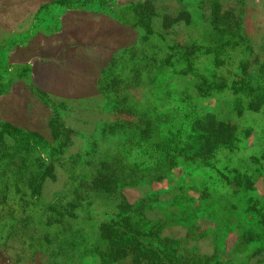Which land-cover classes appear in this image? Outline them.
Instances as JSON below:
<instances>
[{
  "label": "rangeland",
  "instance_id": "obj_1",
  "mask_svg": "<svg viewBox=\"0 0 264 264\" xmlns=\"http://www.w3.org/2000/svg\"><path fill=\"white\" fill-rule=\"evenodd\" d=\"M235 21L248 56L220 47ZM245 59H264V0H0V120L36 138L46 160L0 143V264H187L195 243L203 264H264V237L234 244L238 223L264 232V155L251 139L203 154L180 119L175 141L147 129L158 110L211 117ZM153 141L177 160L160 183L182 185L160 202L180 213L162 230L177 246L138 233L132 249L109 251L105 225L119 211L129 223L125 208L158 184L117 186L131 165H149Z\"/></svg>",
  "mask_w": 264,
  "mask_h": 264
},
{
  "label": "trees",
  "instance_id": "obj_2",
  "mask_svg": "<svg viewBox=\"0 0 264 264\" xmlns=\"http://www.w3.org/2000/svg\"><path fill=\"white\" fill-rule=\"evenodd\" d=\"M153 10H155V8H153ZM153 10L152 12L155 13ZM231 28V37L224 39L220 47L222 48L223 45L231 49L240 47L245 55L248 56V54H251V50H249L251 48L248 43L249 41H247V39L244 38V35L240 32L242 29L239 28L238 22L235 21V26ZM227 61L230 62V58L227 59ZM229 62L227 63L229 65H226L227 67H231V63ZM246 62V59L245 61H239L237 67L231 74V79L225 83L226 87H223L227 88L228 91L226 93L228 95H221L219 100L215 101L211 117L203 115H192L191 117H188L186 113H180V111L176 109L158 110L151 116L152 122H150L147 129L151 131V133L154 132L152 129H157L159 132L163 133L167 139L175 141L176 137L181 136V132L179 131L180 127H176L177 119H180L181 123L184 121L185 125L188 126L187 131H185L186 135L189 134V131L193 132L191 133L192 137L189 135L187 138L191 137V143L194 145L195 142L197 151L202 152L203 154L219 148H227L234 152V150L238 148L240 149V144H243L242 146H244V144L246 145L245 141L251 139L250 142L253 144L250 143L249 146L264 155V59L263 61L254 62L250 65ZM231 70L232 69H229V71ZM152 109L155 110L156 108L153 106ZM253 113L255 114V118L252 119L253 125L246 126L244 121H246L248 115ZM186 118H189V121L185 122ZM123 124L124 122L119 121L117 125L118 128H120L119 132L122 130L121 127ZM199 130H203V132ZM247 131L250 132L248 133ZM197 132H200L199 135H194V133L196 134ZM0 134L1 138H5L6 140L5 142H2L1 140V145L21 147L30 152L33 150L37 151V159L40 162L45 163L46 160L44 158L42 159L40 152V142L32 135L26 134L1 120ZM4 134H6V136H4ZM127 137H129L130 140L133 138L135 139V141H133L136 144L135 146H141V137L138 138L135 135H128ZM149 137H151V135H149ZM185 140L183 141L185 142ZM8 141L10 143H6ZM180 141L183 143L182 139H180ZM148 148H151V151L154 152V156L151 157L152 161L149 165L143 167L137 165L135 168L131 165L127 173H124L125 175L119 174L117 176V186L132 187L144 184L146 186H149L150 184L152 185L153 183L158 184H156V187L154 188L148 187L142 192L135 205L127 206L125 208L126 212L131 214V218L127 217L130 219L129 223L125 224L121 222L122 219L126 217L119 211L116 214L114 213V215L119 214L118 219H120L116 222H110L105 225V230L109 236L106 239L107 241L105 244L109 251H112L113 249H132L135 244L134 237L138 233L144 236V240L148 244H164L168 249L177 246V241L172 236L162 234V230L166 226L175 224L180 218V213H176L172 207H165L164 211H162V204L160 203L163 200L161 198L165 196V194L170 193V196L166 198V200H169L172 194H175V191L182 189L181 184H178L173 188H169L166 184H160L164 178L167 180L169 179V171L165 167L175 164L177 160L175 159L174 154H169L166 151V148L162 146V141H153ZM184 149L185 148L182 147V150ZM16 159L17 157H14L12 160L16 161ZM142 163L143 162L141 161L139 164ZM215 170L218 172L217 169ZM1 174L4 175L5 172H2ZM1 174L0 178L2 179L0 180L2 182H0V193L1 191H6L8 189ZM29 188V196L33 198L35 196L33 191L35 190L36 192V188L34 189L33 185L29 186ZM126 203L127 205L130 204L128 202ZM153 206L158 208L156 210L160 215H149V209ZM195 210L198 211L199 208H196ZM200 210L202 211L203 208ZM219 226L221 227L222 225L220 224ZM234 230L235 232L237 230L239 233L234 244L241 242L247 244L252 239V236H254V239L252 240L253 243L264 237V232L257 230L249 231L248 227L241 230L239 223L235 226ZM121 232L124 234L123 238L112 239L113 237H111V235L116 233L120 234ZM226 232L220 234V237L225 238L227 236ZM217 244L223 247L221 241L219 243L217 242ZM192 251H194V249L190 248L188 255L190 258L185 259L187 264H203L208 258H210L199 254L196 251Z\"/></svg>",
  "mask_w": 264,
  "mask_h": 264
},
{
  "label": "crops",
  "instance_id": "obj_3",
  "mask_svg": "<svg viewBox=\"0 0 264 264\" xmlns=\"http://www.w3.org/2000/svg\"><path fill=\"white\" fill-rule=\"evenodd\" d=\"M197 246H198V243H195V244H193V245L191 246V248H193L194 251H196L197 253L202 254V253H200V252L197 251ZM202 255H203V254H202Z\"/></svg>",
  "mask_w": 264,
  "mask_h": 264
}]
</instances>
